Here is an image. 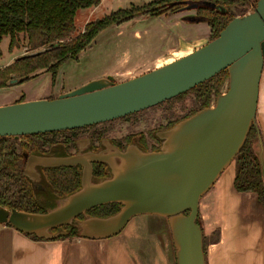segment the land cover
Masks as SVG:
<instances>
[{
  "label": "water",
  "instance_id": "obj_1",
  "mask_svg": "<svg viewBox=\"0 0 264 264\" xmlns=\"http://www.w3.org/2000/svg\"><path fill=\"white\" fill-rule=\"evenodd\" d=\"M189 20H195L189 18ZM264 68V0L251 13L232 19L218 37L189 55L121 83L107 76L48 100L0 107V137L73 131L118 120L184 94L226 70L228 84L213 107L202 109L160 132L158 151L135 145L119 151L68 157H27L24 175L34 168L81 167L80 189L44 214L0 207V225L39 239L73 222L82 238L117 236L135 217L168 220L176 264H205L202 230L196 224L200 199L239 154L251 128L264 183V148L255 117ZM104 163L110 178L92 183V164ZM121 205L107 218L78 219L93 208ZM188 212L187 215H184Z\"/></svg>",
  "mask_w": 264,
  "mask_h": 264
},
{
  "label": "trees",
  "instance_id": "obj_2",
  "mask_svg": "<svg viewBox=\"0 0 264 264\" xmlns=\"http://www.w3.org/2000/svg\"><path fill=\"white\" fill-rule=\"evenodd\" d=\"M101 1L0 0V43L4 38H8V48L12 52L19 47L18 37L22 35L26 41L24 47L27 51L41 50L1 68L0 89L23 84L43 72L51 73L54 82L58 69L66 61L75 60L100 33L110 26H119L137 17L157 18L192 10L195 12V22L199 23L202 19L208 25L210 42L218 37L232 19L245 16L248 13V0H154L141 6L131 5L129 9L116 10L100 19L86 23L81 30H78L75 26L77 12L97 8ZM257 1L252 2V8ZM1 56L0 49V58ZM227 80L228 73L224 70L208 81L174 98L180 99L191 94L195 98L197 107L180 119L169 122L163 129L168 130L202 109L209 108L212 96L217 98L221 95L220 88ZM52 99L54 98L48 100ZM69 132L24 136L18 139L0 137V207L30 214H44L48 212V209L55 208L56 201L61 197L66 198L80 189L81 167L79 166L38 167L40 179L38 184L24 175L27 157L30 155L67 157V147L55 150L48 147L55 145L54 137ZM148 135L157 140L151 134L148 133ZM143 136V134L137 135L135 142L136 146L141 149L145 147L142 145L145 141ZM125 140L128 141V139ZM69 141L73 143L72 140L69 139ZM255 144L256 130L252 127L239 154L232 162L235 168L233 187L237 193L255 194L259 203L264 207V183L255 155ZM56 152L62 153L52 154ZM105 171H110L106 164H92V183H97L106 176ZM120 209L121 205L107 204L91 209L78 219L82 220L85 217L107 218L117 214ZM187 214L188 212L184 213V215ZM196 224L202 230L203 252L206 255L208 244H206V236L200 224L199 214ZM57 231H60L58 236L50 240L25 236L38 242L82 238L75 222L70 226L55 229L51 231V234ZM218 239V231H216L213 241L218 242Z\"/></svg>",
  "mask_w": 264,
  "mask_h": 264
},
{
  "label": "crops",
  "instance_id": "obj_3",
  "mask_svg": "<svg viewBox=\"0 0 264 264\" xmlns=\"http://www.w3.org/2000/svg\"><path fill=\"white\" fill-rule=\"evenodd\" d=\"M248 1L250 2L247 8L249 10L254 0ZM98 7L89 10L86 14L83 27L91 22ZM192 12L194 13L192 10L182 11L157 18L137 17L119 26H110L100 33L75 60L66 61L58 69L55 82H53L51 73L43 72L23 84L1 88L0 107L42 100L52 95L58 97L64 92L73 91L93 80L116 73L124 74L128 67L136 66L134 63L139 61L143 54L141 49L135 52L130 51L124 64L117 63L115 53L117 44L114 38L122 33L121 30L126 25L133 26L135 23L150 20L151 22L147 24H154L152 30L157 29V36L154 37H157L156 42L172 44L167 52L191 49L182 52L180 56L171 61L187 56L206 45L210 35L206 24L197 23L195 20L183 21L186 17L194 18L195 15ZM133 35L135 40L131 35L125 39L137 41L139 38L137 30H133ZM160 58L157 57L156 61ZM8 64L0 66V69ZM159 66H155L154 69ZM60 74L63 84L59 79ZM255 123L264 148V69L259 83ZM234 175L235 168L228 174L223 172L199 202L198 214L204 235L207 237L217 230L219 236L218 242L211 241L208 244L205 264H264V207L259 203L255 194L237 193L234 190ZM147 217V236L151 238L148 243L151 246L147 250L149 258L155 253L167 255L166 249L170 250L171 247L173 261L169 254L168 262L165 264H176L168 220L166 218L155 220V216L150 215ZM160 221H162L161 228L158 225ZM124 245L122 241L114 237L105 240L75 238L38 242L11 227L0 225V264H140ZM162 248L163 252H161ZM115 251L114 257L113 252ZM145 257L144 255V261H146Z\"/></svg>",
  "mask_w": 264,
  "mask_h": 264
},
{
  "label": "rangeland",
  "instance_id": "obj_4",
  "mask_svg": "<svg viewBox=\"0 0 264 264\" xmlns=\"http://www.w3.org/2000/svg\"><path fill=\"white\" fill-rule=\"evenodd\" d=\"M151 1H154V0H104L101 3V5L98 7L97 11L93 14V17L91 18L90 21H95L96 19H100L103 16L110 14L111 12H115L116 10H119L120 8L129 9L131 5L141 6ZM248 3L250 2L248 1ZM254 8L255 6L249 9L248 13H251ZM88 12L89 10L87 9L77 12L76 17H75V26L78 30L82 29L84 17L86 16ZM193 14L195 15V12ZM188 20H189L188 17L183 19V21H188ZM147 22H151V21L145 20V21L139 22V24L135 23L133 26L126 25V27H124L121 30L122 33H120L116 38H114L116 41L115 44H117L115 53H116V58L118 59V62H117L118 64L120 63L124 64L126 62L125 60L129 56L128 54L130 53V51L135 52L137 51V49L138 50L141 49L143 52L142 56H140L141 57L140 60L134 63V65L136 66L132 67L133 65H131L130 67H128V69H126L124 74L116 73L111 76L114 78V81L116 83H121V82L131 79L132 77L135 78L140 75L146 74L154 70V67L157 65H160L159 67L167 65L173 62L171 61L172 59H175L178 56H180L182 52L191 50L188 48V49H183L179 52L178 50H176L177 52H167V49L172 44L168 45V44H163L159 41L156 42L157 37L156 38L154 37L157 36L156 34L157 29L152 30L154 28L153 26L154 24H147ZM199 23L206 24L205 21L202 19L199 21ZM133 30H137V32L139 33V38L137 41H134L135 39L133 37L134 36ZM209 33H210V29H209ZM129 35L132 36V38L134 39V40L132 39L133 41H131L128 38L125 39L126 37H129ZM25 42L26 41L24 37L20 35L18 37L19 47L13 50L12 52H10L8 48L9 39L4 38L2 42L0 43V49L2 52V56L0 58V66L6 65L9 62H13L25 56L34 55L37 52L41 51V50L27 51L24 47ZM208 42H209V39H208ZM96 47H98V45H96ZM95 50H98V49L95 48ZM139 54L141 55V53ZM157 57H161V58L158 61H156ZM61 76L62 75L60 74V77H59L60 81L62 79ZM227 84H228V80L220 88L221 94L226 92ZM63 94H65V92ZM52 96L47 97L46 99L56 97L54 95ZM215 100L216 98L212 96L211 101H210V107L214 106ZM196 107L197 106H196L194 96L189 94V95L183 96L180 99L170 100L168 102L162 103L158 106H155L153 108L133 114L131 116L121 118L118 120H114L111 122H107L104 124H100L97 126H93L89 128L88 130L76 133L75 135H73V137H74V140L78 142L87 137H90V135H93V137L95 138L99 137L98 139H102L104 141H108L111 143L113 142L116 145H119L120 147H122L121 149L125 150L130 145L136 146L135 142L137 141L136 140L137 135L143 134L145 141H144V144L142 145H145V147L143 146L144 147L142 148L143 150L139 148L138 146L136 147H138L143 152H149L152 150L158 151L160 149V146L158 145V143L156 144V141H161V140L157 138V134L160 132L166 131L163 128L169 122L180 119L184 115L188 114L190 111L196 109ZM148 133L151 134L153 137H155L157 140H155L154 138L153 139L150 138ZM67 136L72 137L71 134H64L61 136L54 137L53 141L55 142V145H51L48 148L55 150L58 148L64 149L66 146L69 147L68 145H65L63 143L64 139L68 138ZM129 137H131V139H129ZM98 139H96L97 141L96 140L94 141L95 144L98 143ZM125 139H128V141ZM57 153L61 154L62 152H56L52 154H57ZM232 170H234V164H230V166L224 171V174H228V172H231ZM105 172H106V176H104L100 181H97V183L110 178V171L109 172L105 171ZM64 198L65 197H61V199L59 200L56 199L57 205ZM48 211L50 210L48 209ZM147 218L148 217L146 215L133 218L124 228V230L119 235L115 236L114 238L116 240L122 241L125 244L124 246L127 249H129L130 252L132 253L131 254L132 257L135 258L140 264H149V262H151V264H165V262H168L167 260H168L169 254H170L171 260L173 261V258H172L173 251L171 247H170V250L166 249L168 252L167 255H165L164 253H162L161 255H158L157 253H155L153 257L149 258L147 254V250H149L151 246V244H148L150 243L151 238H148L147 236V233H148L147 232L148 230L147 229V225H148ZM159 218L161 217L155 216V220H161ZM161 222L162 221L158 223L160 228L162 225ZM216 231L217 230H215L213 233H211L210 235L206 237V244H209L211 241L215 239ZM59 232L60 231H57L54 234H59ZM161 245H163V243H161ZM161 252H163V248ZM115 254H116V251L113 252L114 257H115ZM144 255L146 256L145 257L146 261H144L145 260Z\"/></svg>",
  "mask_w": 264,
  "mask_h": 264
},
{
  "label": "flooded vegetation",
  "instance_id": "obj_5",
  "mask_svg": "<svg viewBox=\"0 0 264 264\" xmlns=\"http://www.w3.org/2000/svg\"><path fill=\"white\" fill-rule=\"evenodd\" d=\"M89 128H91V127L78 129V130H73V131H70L68 134H71L72 137H73V135H75L76 133L81 132V131L83 132L85 130H88ZM72 137L65 138V141H64V144L66 143L65 145L69 146V147L66 146L67 150H68L67 151L68 152V156H73V155H77V154H85V153L106 152V151L109 150L108 146H110V147H112L114 149H117L119 151H124L123 149H121L122 147H120L119 145H116L113 142L111 143V142H108V141H104L102 139H98L99 137L95 138V137H93V135H90V137H87V138H85V139H83L81 141H78V142L76 140H74V137L73 138ZM69 139L72 140L73 143H71L69 141ZM96 139H98V143L97 144H95V142H94ZM157 143L161 147L162 142L161 141H156V144ZM153 151L154 150L149 151V152H153ZM43 157H45V156H43ZM34 171H35L37 176L33 175L32 176L33 180H31V181L35 182L36 184H38L40 179H39V175H38L39 173H38L37 167L34 168Z\"/></svg>",
  "mask_w": 264,
  "mask_h": 264
}]
</instances>
